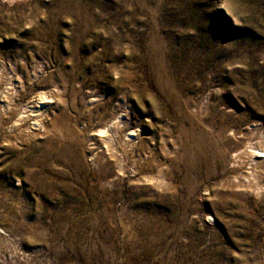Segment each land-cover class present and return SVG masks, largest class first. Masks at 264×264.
<instances>
[{"label": "rangeland", "instance_id": "374dc122", "mask_svg": "<svg viewBox=\"0 0 264 264\" xmlns=\"http://www.w3.org/2000/svg\"><path fill=\"white\" fill-rule=\"evenodd\" d=\"M0 264H264V0H0Z\"/></svg>", "mask_w": 264, "mask_h": 264}, {"label": "bare ground", "instance_id": "6f19581e", "mask_svg": "<svg viewBox=\"0 0 264 264\" xmlns=\"http://www.w3.org/2000/svg\"><path fill=\"white\" fill-rule=\"evenodd\" d=\"M41 94V93H40ZM44 93H42L41 95H39L38 96V102H37V104H47L48 102H46L45 101V98H44ZM36 104V105H37ZM47 111V108L45 109V112ZM29 121H31V120H33L34 118H35V115H34V112L33 111H31L30 112V114H28L27 115V117H26ZM33 124L35 123V122H32ZM117 122H115V121H112L111 122V125H109V126H111V128H117V124H116ZM109 128V127H108ZM95 133V132H94ZM99 133L100 132H97L96 134H93L94 136H97V135H99ZM101 134V133H100Z\"/></svg>", "mask_w": 264, "mask_h": 264}]
</instances>
